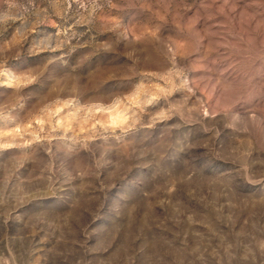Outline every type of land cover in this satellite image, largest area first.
<instances>
[{
  "label": "rangeland",
  "instance_id": "1",
  "mask_svg": "<svg viewBox=\"0 0 264 264\" xmlns=\"http://www.w3.org/2000/svg\"><path fill=\"white\" fill-rule=\"evenodd\" d=\"M0 264H264V0H0Z\"/></svg>",
  "mask_w": 264,
  "mask_h": 264
}]
</instances>
